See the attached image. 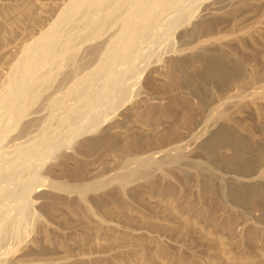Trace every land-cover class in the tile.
I'll list each match as a JSON object with an SVG mask.
<instances>
[{"label": "rangeland", "instance_id": "obj_1", "mask_svg": "<svg viewBox=\"0 0 264 264\" xmlns=\"http://www.w3.org/2000/svg\"><path fill=\"white\" fill-rule=\"evenodd\" d=\"M90 1L0 0V125L11 114H19L21 118L7 131V135L0 134V150H4L0 155L13 152L14 156L8 160L15 161V157L23 153L19 167L25 169L23 159L28 161L34 157L36 161H30L39 163L46 154L47 159L54 146L50 143L61 142L64 132L73 124L70 130L76 129L78 123L85 119L86 123L77 127L91 129L89 124L95 127L99 120L102 121V124L99 121L100 125L107 124L104 132L98 131L58 150L38 170V174L43 176L41 182L46 181L47 186L50 181L67 183L72 187V191L69 190L71 194L52 190L49 186L45 189L48 188L46 185L34 180L31 184H39L35 188L39 197L35 202L29 201L32 202L29 205L34 203L33 207L27 203L24 207L28 208L24 210L22 207L21 210L14 205L21 196L17 191L21 187L18 181L23 177L24 180L20 181L23 184L21 182L29 174L28 177L25 173L13 179L6 173L9 170L3 171L5 174L0 178V224L12 219L16 227L13 226L16 230L12 231L16 240H9L4 247L7 245L8 249L9 244L12 247L22 240L10 253L16 251L8 259V264H264V0H206L189 21L182 24L178 35L172 33L173 26H169L168 20L175 15L177 18L180 16L179 19L186 17L194 0H158L159 17H150V14L148 19L145 18L147 23L138 18L139 22L133 13L120 9L112 17V22L105 24L99 38L82 43L85 47L80 46V50L77 49L78 42L69 43L68 48L78 46L65 51L67 45L59 46L57 42L67 32L79 34L80 29L89 23L93 14L82 12ZM67 2L71 7L66 8ZM22 3L30 5L32 10L23 12ZM59 8H65L67 12H63L61 21L52 26L63 10ZM48 21L53 22L47 26ZM42 30L46 32L41 36ZM39 35L42 37L40 40ZM122 37L127 40L120 39ZM33 40L40 42L37 44L40 46L37 47ZM123 41L126 44H120L124 48L116 60L120 59V62L112 65L123 63V59L127 68L123 70L122 67V72L120 70L110 76V69L115 66L111 65L112 68L103 75L104 80L102 78L103 81L92 87L99 93L92 92L91 88L88 90L92 93L82 91L84 74L98 65L106 46ZM96 44H100L101 49L96 48ZM49 45L64 51L58 47L56 50L59 52L54 51L48 48ZM52 50L54 55L50 53ZM68 52H74V56L71 54L66 58ZM124 54L131 55L132 59ZM51 55L58 58L53 59ZM128 59L136 64L141 61L140 66L131 70L132 61L128 64ZM55 63H58V70ZM143 65L150 72L134 84L132 81ZM44 76L52 81L54 76L57 78L50 83ZM78 76L83 78V82ZM112 76L115 79L111 83ZM42 83L47 88L43 89ZM37 85H42L38 89L40 94L35 91L38 96L34 95ZM97 85L100 88L97 89ZM66 87L74 90L68 89L69 93ZM78 87H81V92ZM253 90L257 92L251 93ZM86 93L91 98L86 97ZM121 93L127 94L123 97L128 96L123 103ZM92 96H95V101ZM60 98L62 101L66 98L64 106ZM83 99L86 107L90 106L87 107L89 110L84 107ZM56 102L61 109L55 105ZM51 104L55 105L52 111ZM125 105L126 115L119 117ZM73 110L80 117L86 112L85 116L91 120L83 118L78 121L79 116H74ZM115 116L122 122L111 125V122L118 121ZM61 117L64 121L60 120ZM50 118L57 120L51 121ZM29 120L31 124L23 130L24 123ZM123 127L127 131H123ZM162 137L168 142L162 147L154 144L153 141ZM147 138L150 146L143 144ZM85 139H90V142ZM123 146H128V150L124 151ZM137 148L146 150L144 154V151L139 152L142 156L147 152L154 153V161L145 168L149 178L145 175V178L139 177L140 171L135 165L138 177L127 184L128 192L122 193L112 177L118 169H126V154ZM3 160L0 157L2 166L7 164ZM119 165L124 166L123 169ZM128 169L133 167L128 166ZM5 176L9 177V182H5L8 181ZM104 182L105 186L99 190L87 188ZM77 187L87 191L86 203H82L76 194ZM29 208L33 210L34 218L28 213ZM2 247L0 250L5 249Z\"/></svg>", "mask_w": 264, "mask_h": 264}, {"label": "bare ground", "instance_id": "obj_2", "mask_svg": "<svg viewBox=\"0 0 264 264\" xmlns=\"http://www.w3.org/2000/svg\"><path fill=\"white\" fill-rule=\"evenodd\" d=\"M70 1H72V0H70ZM74 1V0H73ZM77 1V0H76ZM194 2L195 3H193L192 5H191V8H190V10H189V13H188V15L186 16V17H184V18H182V19H179V18H181L180 16H179V18H177L176 17V15H175V17L174 18H171L170 20H168L169 22H170V25L169 26H173V29H172V33L174 34H176V35H178V33H179V31L183 28L182 27V24L183 23H185V22H187V21H189V19L192 17V15L193 14H195V12L198 10V8H199V6L202 4V3H205L206 2V0H194ZM68 3L69 2H67V4H66V8H68L67 6H70V3H69V5H68ZM157 3H159L158 2V0H91L88 4V6H87V8L85 9V10H83V12L82 13H84V14H88V13H91V15L93 14V17L90 15L89 17H92L91 18V20L90 21H88L89 23H87V24H85L84 26H83V28H81L80 30V32H79V34H74V33H71V32H67L66 30V35L64 36L63 34V36H61V37H63V38H61L60 37V41L59 42H57V43H59V44H57V45H62L63 46V44L65 45H67V44H69L70 43V45H71V43L73 42H78L77 44L79 45H76V46H78V48L76 47V46H74V48L76 47L77 49H81V47L80 46H82L85 42H88V41H90V40H92V39H96L98 36H99V34H100V31L103 29V27L105 26V24L106 23H108V21L110 22H112V20L111 19H113L112 17L115 15V14H117V12L118 11H120V9L122 10V9H125V10H128L127 12H129V13H133L135 16H136V18H137V20L139 21V19H142L143 21H146L147 19H148V16H150V14H152L150 17H152V16H157L158 15V12H157V8H156V5H157ZM176 3V2H175ZM173 5H174V3H172ZM21 10L23 11V12H25V11H30V9H31V6L30 5H28V4H26V3H22L21 5ZM65 6V5H64ZM71 7V6H70ZM60 10L61 9H63V8H59ZM58 9V10H59ZM32 10V9H31ZM123 11V10H122ZM63 12H67V10L65 11V8L63 9V10H61V12L56 16V19H55V21H54V23H53V25L52 26H54V24L55 23H58V22H60L61 21V17L62 16H64L63 15ZM120 13V12H119ZM128 14V13H127ZM55 15V14H54ZM119 15V14H118ZM161 15V14H160ZM174 15H172L171 17H173ZM177 15H179V14H177ZM30 16V15H29ZM88 16V15H87ZM124 16V15H123ZM154 16V17H155ZM147 17V19H145ZM153 17V18H154ZM157 17H159V16H157ZM161 17V16H160ZM61 18V19H60ZM88 18V17H87ZM116 18V17H115ZM136 18H135V20H136ZM139 18V19H138ZM144 18V19H143ZM156 18V17H155ZM154 18V19H155ZM50 19H52V18H50ZM60 19V20H59ZM123 19V18H122ZM157 19H159V18H157ZM53 20V19H52ZM59 20V21H58ZM116 20V19H115ZM152 20V19H151ZM172 20V21H171ZM142 21V22H143ZM149 21V20H148ZM15 22V21H14ZM21 22V21H20ZM53 22V21H52ZM52 22L51 23H49V21H48V23H47V26L48 25H50V24H52ZM135 22V21H134ZM140 22V21H139ZM146 23H147V21H146ZM149 23V22H148ZM113 24H114V21H113ZM136 24H137V22H136ZM58 25V24H57ZM52 26H50V27H52ZM107 26H108V24H107ZM82 27V26H81ZM113 27V26H112ZM48 28V27H47ZM146 28V27H145ZM46 29V28H45ZM45 29H43V30H45ZM113 29V28H112ZM111 29V30H112ZM42 30V32L43 33H41V36L42 35H44V32H46V31H43ZM47 30V29H46ZM64 31V32H65ZM69 31V30H68ZM114 33V32H113ZM105 34V33H104ZM116 35V34H115ZM133 35V34H132ZM40 36V35H39ZM38 36V37H39ZM40 36V37H41ZM126 36V35H125ZM38 37L36 38L37 40H38ZM39 37V40L40 39H42V37L40 38ZM45 37V36H44ZM43 37V38H44ZM127 37V36H126ZM99 38V37H98ZM118 38V37H117ZM125 37H122V38H120V39H124ZM128 38V37H127ZM132 38V37H131ZM52 39V38H51ZM118 40V41H121V40ZM59 40V39H58ZM57 40V41H58ZM117 40V39H116ZM125 40H127L126 38H125ZM34 42H36V40H33ZM31 42V44L32 43H34V42ZM42 42L43 41H41V45H43L42 44ZM53 42V41H52ZM79 42L81 43V45L79 44ZM125 41H123V42H121V43H119V42H116V44L115 45H113V43L110 45H108V46H106L107 47V49L105 48V46H104V48L106 49L105 51H103V53H102V55L100 54V58H102L101 59V61L99 60V62H98V65L97 64H95L96 65V67L94 68V69H90L89 71L90 72H88V70H87V74L85 73L84 74V72H83V74L85 75H83L85 78H84V84H83V90L82 91H84V90H87V91H89L88 89H92V87H94L98 82L100 83V81H103L104 80V78H103V75H105L104 73H106V72H108L109 71V69L110 68H112V66L113 65H115V64H113L112 65V63L113 62H120V59H119V61H116L118 58H119V56H120V53H121V48H124L123 46H121L122 44H126V43H124ZM127 42V41H126ZM129 42V41H128ZM127 42V43H128ZM40 44V42H36V45L37 44ZM75 43V44H76ZM83 43V44H82ZM28 44H30V43H28ZM28 44H27V46H28ZM91 44V43H90ZM103 44V43H102ZM121 44V45H120ZM132 44V43H131ZM130 44V45H131ZM26 45V44H25ZM33 45V44H32ZM50 45H52V44H50ZM49 45V46H50ZM85 45H87V43L85 44ZM99 46H97V44H96V48H100L101 49V47H100V44H98ZM134 45V44H133ZM30 47H31V45H29ZM40 46V45H39ZM38 45H37V47H39ZM61 46V47H62ZM73 46H69V48H73ZM87 46H89V45H87ZM94 46V45H93ZM36 47V46H35ZM46 47V46H45ZM57 47L58 46H52V48L53 49H55L54 51H58V50H56L57 49ZM65 47H67L66 49L64 48V47H62V48H64L65 49V51L67 50V51H70V49L68 48V45L67 46H65ZM85 46L83 45V48H84ZM27 48H29V47H27ZM42 48V47H41ZM43 48H44V46H43ZM47 48V47H46ZM48 48H51V46L50 47H48ZM51 48V49H52ZM61 51H62V49L60 48V47H58ZM95 48V47H94ZM45 49V48H44ZM99 49V50H100ZM130 49V48H129ZM33 50V49H32ZM41 50H43V49H41ZM79 50H78V52H79ZM91 50H92V48H91ZM93 50H95V49H93ZM99 50H98V53H99ZM28 51V50H27ZM46 51V50H45ZM44 51V52H45ZM49 50H47V52H48ZM54 51L52 50L50 53H52L53 52V55H54ZM64 51V50H63ZM62 51V52H63ZM71 51H76V50H72L71 49ZM97 51V50H96ZM95 51V52H96ZM28 52H30V51H28ZM59 52V51H58ZM74 52H73V54H74ZM46 53V52H45ZM50 53L49 54H47V55H50ZM61 53V52H60ZM60 53H57V55L58 54H60ZM64 53H67V52H64ZM69 54H68V57H66V58H69V55H71L72 53H70V52H68ZM94 53V52H93ZM124 53V52H123ZM128 53V52H127ZM130 54H131V52H129ZM138 53H140V52H138ZM142 54L144 53V52H141ZM140 53V54H141ZM147 53V52H146ZM26 54H28L27 52H26ZM34 54V53H33ZM36 54V53H35ZM55 54H56V52H55ZM72 54V56H74ZM97 55V53H94L93 55ZM122 54V53H121ZM46 55V54H45ZM45 55H44V53H43V56L45 57ZM65 55V54H64ZM67 55V54H66ZM76 55V54H75ZM125 55V54H124ZM146 55V54H145ZM144 55V56H145ZM147 55H148V53H147ZM25 56V55H24ZM37 56V55H36ZM52 56V55H51ZM59 56V55H58ZM101 56H103V57H101ZM126 56V55H125ZM124 56V57H125ZM128 56H131V55H128ZM128 56H126V58L128 57ZM138 56V55H137ZM136 56V57H137ZM141 56V55H140ZM143 56V55H142ZM34 57V56H33ZM42 57V56H41ZM55 58L57 57L56 55L54 56ZM65 57V56H64ZM92 57H95V56H92ZM146 57V56H145ZM19 58V57H18ZM50 58V57H49ZM51 58H53V56L51 57ZM50 58V59H51ZM55 58H53V59H55ZM58 58V57H57ZM75 59H76V57H74ZM130 58V57H129ZM139 58V57H138ZM141 58V57H140ZM35 59V58H34ZM33 59V60H34ZM41 60H42V58H40ZM53 59L51 60V61H53ZM60 59V58H59ZM71 59V58H70ZM70 59H68V60H70ZM93 59V58H92ZM131 59H132V56H131ZM131 59H128V64L130 63V60ZM145 59V58H144ZM43 60H44V58H43ZM72 60H73V58H72ZM79 60V59H78ZM127 60V59H126ZM126 60H125V64H126ZM133 60H135L134 58H133ZM133 60H131L132 62L130 63L131 64V70L134 68L135 70H136V68L135 67H138V66H140L139 65V63L141 62H137L138 64H136V62H134ZM140 60V59H139ZM17 61V60H16ZM22 61V60H21ZM35 61V60H34ZM38 62L40 61V60H37ZM49 61V60H48ZM56 61V60H55ZM67 61V60H66ZM71 61V60H70ZM123 63H118L117 65H115V66H113V68L112 69H110V76H111V74H113L114 75V73L116 72L117 73V71H120L121 69H122V67H123V70H124V68H127V67H124V61H123V59L121 60ZM73 62V61H72ZM71 62V63H72ZM77 62V61H76ZM143 62V61H142ZM30 63V62H29ZM35 64L34 65H36V62H34ZM41 63V62H40ZM53 63V62H52ZM51 63V64H52ZM74 63V62H73ZM44 64V63H43ZM49 64V63H48ZM58 64V63H57ZM57 64L55 63V65H56V67H55V69H57ZM143 64V63H142ZM144 64H145V62H144ZM45 65H46V63H45ZM66 65V64H65ZM74 65V64H73ZM112 65V66H111ZM127 65V64H126ZM39 66V65H38ZM43 66V65H42ZM61 66V65H60ZM76 66V65H75ZM94 66V65H93ZM53 65H52V69L51 70H53ZM68 67V66H67ZM70 67V66H69ZM79 67V66H78ZM144 67H146V66H144L143 65V68L142 69H140V67H139V71H137V73H136V79H134L132 82L135 84L136 82H137V80L138 79H141L142 77V79H144V77H146L147 75H148V73L150 72V69L149 70H146L147 68H144ZM34 68V67H33ZM59 68V67H58ZM129 68V67H128ZM24 69V68H23ZM46 69V68H45ZM64 69V68H63ZM72 69H73V67H72ZM133 69V70H134ZM32 70V69H31ZM50 70V69H49ZM49 70H47V71H49ZM58 70V69H57ZM60 70V69H59ZM75 70V69H74ZM114 70V71H113ZM138 70V69H137ZM35 71V70H34ZM42 71V70H41ZM47 71H46V73H47ZM71 71V70H70ZM83 71V70H82ZM93 71V72H92ZM52 72V71H51ZM65 72V71H64ZM81 72V71H80ZM121 72H122V70H121ZM135 72V71H134ZM41 73V72H40ZM43 73V72H42ZM45 73V74H46ZM53 73H57V72H54L53 71ZM78 73V72H77ZM76 73V74H77ZM119 73V72H118ZM52 74V73H51ZM63 74H65V73H63ZM35 75V74H34ZM47 75H48V73H47ZM49 75H50V73H49ZM56 75V74H55ZM75 75V74H74ZM108 74H106V76H107ZM116 75H118V74H116ZM115 75V76H116ZM120 75V74H119ZM62 76V75H61ZM109 76V75H108ZM12 77V76H11ZM48 77V76H47ZM66 77V76H65ZM75 77V76H74ZM82 77V76H81ZM6 78V77H5ZM10 78V77H9ZM38 78V77H37ZM44 78H46L45 76H44ZM44 78H43V80H44ZM55 78H57L56 76H54V80H55ZM77 78V77H76ZM78 78H80L79 76H78ZM103 78V80H101ZM113 78L115 79V77H111V83L114 81L113 80ZM26 79V78H25ZM53 79V78H52ZM81 79V78H80ZM80 79H78V80H80ZM83 79V78H82ZM81 79V80H82ZM107 79H110L109 77L107 78ZM118 79H119V77H118ZM15 80V79H14ZM50 80V79H49ZM49 80H47V78H46V81H49ZM53 80V81H54ZM63 80V79H62ZM75 80H77V79H75ZM80 80V81H81ZM113 80V81H112ZM18 81V80H17ZM16 81V82H17ZM39 81H40V79H39ZM41 81H42V77H41ZM45 81V83H46V86H47V84H48V82H46ZM51 82L50 83H52L53 81L52 80H50ZM64 81V80H63ZM73 81V80H72ZM139 81V80H138ZM25 82V81H24ZM44 82V81H43ZM82 82H83V80H82ZM106 82V81H105ZM104 82V83H105ZM107 82H109V81H107ZM106 82V83H107ZM23 83V82H22ZM36 83V82H35ZM38 83V82H37ZM63 83V82H62ZM103 83V84H104ZM110 83V82H109ZM123 83H125V82H123ZM122 83V84H123ZM41 84V83H40ZM43 84V86H42V88L43 89H45V84L44 83H42ZM73 84H76L75 83V81L73 82ZM114 84V83H113ZM4 85V84H3ZM18 85V84H17ZM23 85V84H22ZM30 85V84H29ZM34 85H36V84H34ZM53 85V84H52ZM60 85V84H59ZM69 85L70 86H72L71 84H70V82H69ZM99 85V84H98ZM98 85H97V89L98 88H100V86L98 87ZM101 85V84H100ZM115 85V84H114ZM124 85V84H123ZM41 86H39V85H37V86H35L36 88H35V90H34V92L36 91V90H38ZM49 86V85H48ZM68 86V85H67ZM79 86V85H78ZM80 86H82V85H80ZM103 86V85H102ZM105 87L107 86V84H105L104 85ZM103 86V87H104ZM109 86H110V84H109ZM109 86H108V88H109ZM13 87V86H12ZM17 87V86H16ZM27 87H28V84H27ZM30 87V86H29ZM73 87H76V86H73ZM104 87V88H105ZM9 88V87H8ZM8 88H5V89H8ZM47 88V87H46ZM81 88V87H80ZM79 87L77 88L78 90L80 89ZM22 89V88H21ZM20 89V90H21ZM33 89H34V86H33ZM49 89V88H48ZM55 89V88H54ZM58 89V88H57ZM63 89V88H62ZM66 89H67V92H69L70 90H74V89H72V88H67L66 87ZM68 89H70V90H68ZM95 89V88H94ZM94 89H92V92H95L94 91ZM101 89H103V88H101ZM116 89V88H115ZM114 89V90H115ZM126 89V88H125ZM125 89H124V91H125ZM2 90V89H1ZM106 90V89H105ZM127 90V89H126ZM7 91V90H6ZM6 91H4V92H6ZM11 91V90H10ZM17 91V90H16ZM30 91V90H29ZM32 91V90H31ZM39 91V90H38ZM51 91V90H50ZM60 91V90H59ZM62 91H64V90H62ZM86 91V92H87ZM37 92V91H36ZM35 92V94L33 93V91L31 92V93H33L34 95H36L37 93ZM76 92H77V90H76ZM79 92H81V90H79ZM78 92V93H79ZM89 92H91V91H89ZM91 92V93H92ZM97 93H99V90H97L96 91ZM95 92V93H96ZM101 93H102V95L104 94L102 91H100ZM128 92V91H127ZM255 92H257V90H253V91H251V93H255ZM20 93V92H19ZM30 93V92H29ZM28 93V94H29ZM39 94L41 93L40 91L38 92ZM69 93H71V92H69ZM75 93V92H74ZM88 93V92H87ZM86 93V94H87ZM101 93L99 94L100 96H101ZM109 93V92H108ZM129 93V92H128ZM4 94V93H3ZM61 95V92H59L58 93V95ZM64 94V93H63ZM67 93H65V95H66ZM82 94H84L83 92H82ZM106 94H107V92H106ZM123 94H125V93H123ZM123 94L121 93V97H120V100L122 101V103H123V101H125L127 98H128V96L126 97L125 95H127V94H125L124 95V97H123ZM34 95H33V98H34ZM50 95V94H49ZM60 95L59 96H56V99H58L59 97H60ZM77 95V94H76ZM96 95V94H95ZM108 95V94H107ZM106 95V96H107ZM22 96V95H21ZM24 96H25V93H24ZM37 96H38V94H37ZM40 96V95H39ZM54 97H55V95H53ZM64 96V95H63ZM67 97H68V95H66ZM65 96V97H66ZM69 96H71V94L69 95ZM72 96H73V93H72ZM78 96H79V94H78ZM77 96V97H78ZM97 96H98V94H97ZM238 96H241V93H238ZM15 97V96H14ZM23 97V96H22ZM50 97V96H49ZM62 97V96H61ZM80 97H82V96H80ZM86 97H88V98H91V97H89L88 96V94L86 95ZM95 96H92V100H94L95 101V99H93ZM99 97V96H98ZM29 98V97H28ZM43 98V97H42ZM74 98H76V97H74ZM109 98V97H108ZM122 98V99H121ZM14 99V98H13ZM13 99H12V101H13ZM53 99V98H52ZM52 99H50V101L52 100ZM64 99V101H65V99L66 98H63ZM86 99V98H85ZM99 99V98H98ZM105 99V98H104ZM8 100V99H7ZM21 100V99H20ZM32 100V99H31ZM43 100H44V98H43ZM59 100V99H58ZM60 100L62 101V98H60ZM68 100V99H67ZM90 100V99H89ZM88 100V101H89ZM96 100H97V98H96ZM100 100V99H99ZM99 100H98V103H99ZM107 99H105L104 101H106ZM2 101V100H1ZM15 101V100H14ZM19 101V100H18ZM22 101H23V99H22ZM38 101V100H37ZM37 101H35L36 103H37ZM52 101H56L55 99H53ZM61 101H58V103L59 102H61ZM64 101H62L63 102V106H64V103L66 102H64ZM84 101V99L82 100V102ZM87 100L85 101V102H88ZM94 101H91L92 102V104H93V102ZM108 101V100H107ZM6 102V101H5ZM81 102V101H80ZM18 103H20V102H18ZM17 103V104H18ZM31 103H32V101H31ZM39 103V102H38ZM51 103V102H50ZM84 103V102H83ZM82 103V104H83ZM95 103V102H94ZM102 103V102H101ZM105 103V102H104ZM108 103V102H107ZM27 104V103H26ZM47 104V103H46ZM52 104H53V102H52ZM51 104V105H52ZM57 104V102L55 103V105ZM106 104V103H105ZM132 104V103H131ZM29 105V104H28ZM55 105H52V107H51V111L53 110L52 108H54L55 107ZM58 105V104H57ZM56 105V106H57ZM77 105H79L78 103H77ZM84 107H86V105L87 104H85L84 103ZM89 105V104H88ZM102 105H103V103H102ZM108 105V104H107ZM14 106V105H13ZM43 106H44V103H43ZM42 106V107H43ZM59 107H60V105H58ZM61 106H62V104H61ZM81 106V105H80ZM79 106V107H80ZM106 106V105H105ZM120 106V105H119ZM126 106V105H125ZM23 107V106H22ZM46 107V106H45ZM58 107V108H59ZM67 106H65L64 108H66ZM77 107V106H76ZM83 107V106H82ZM81 107V108H82ZM87 107H89L90 108V106H87ZM86 107V109L87 110H89V108H87ZM121 107V106H120ZM58 108H55V109H57L58 111H59V109H61L62 107H60L59 109ZM103 108H105V107H103ZM126 108H127V106L126 107H124V108H122V109H124V110H122V113L121 114H119V117H121V116H125L126 115V112L127 111H125L126 110ZM15 109V108H14ZM30 109V108H29ZM48 109V108H47ZM77 109V108H76ZM79 109V108H78ZM24 110V109H23ZM43 110V109H42ZM44 110H45V108H44ZM84 110V109H83ZM128 110V109H127ZM132 110V109H131ZM14 111V110H13ZM15 111H16V109H15ZM25 111V110H24ZM23 111V113H25ZM27 111V110H26ZM29 111V110H28ZM57 111V112H58ZM65 111V110H64ZM79 111H81V109H79ZM84 111H86V110H84ZM54 112V111H53ZM53 112H51L52 114H54ZM56 112V111H55ZM62 112H63V110H62ZM73 112V115L74 116H76V115H78L77 113H76V115L74 114L75 112H74V110L72 111ZM83 112V111H82ZM82 112H80V114L82 113ZM11 113V112H10ZM51 113L49 114V115H51ZM60 113H61V111H60ZM64 113V112H63ZM63 113H61V114H63ZM86 113V112H85ZM85 113L83 114L84 116H85ZM88 114H89V112H87ZM150 113V112H149ZM32 114H34V113H32ZM69 114V113H68ZM7 115V114H6ZM9 115V114H8ZM47 115V114H46ZM57 115H59V114H57ZM55 116L57 119H59L58 118V116ZM66 115L67 114H65V117H66ZM83 115H81V117L83 116ZM91 115V114H90ZM38 117H39V115H37ZM71 116V115H70ZM69 116V117H70ZM79 116V115H78ZM77 117V120L78 121H80L79 119H83V118H89L87 115L85 116V117ZM8 117V116H7ZM25 117V116H24ZM31 117V116H30ZM37 117V118H38ZM46 117V116H45ZM51 117H54V116H51ZM91 117V116H90ZM119 117H117L116 118V116H115V119H118V121L117 120H115V122H111V125H113L114 123H116V122H122L121 120H119ZM6 118V117H5ZM20 118V116H19V114H14V115H12L11 114V116L9 117V118H7L5 121H3L2 122V124L0 125V134L1 135H7L6 133H7V131H9V129H12V126H14L15 127V122H17V121H19L18 119ZM36 118V117H35ZM36 118V119H37ZM40 118V117H39ZM38 118V119H39ZM43 118H44V116H43ZM56 118H54L55 120H57ZM21 119V118H20ZM25 119V118H24ZM32 119V118H31ZM37 119V120H38ZM41 119V118H40ZM39 119V120H40ZM46 119V118H45ZM47 119H48V121H49V117L47 116ZM53 118H52V120H54ZM62 119V117L60 118V120ZM64 119V118H63ZM90 120H91V118H89ZM140 119V118H139ZM35 119H34V117H33V121H34ZM36 120V121H37ZM50 120H51V118H50ZM51 120V121H52ZM66 121H67V118L65 119ZM69 120V119H68ZM74 120V119H73ZM84 120V119H83ZM61 121H64V120H61ZM72 121V120H71ZM71 121H69V122H71ZM86 121V119L84 120V122ZM89 121V120H88ZM100 121V120H99ZM97 122L96 124L97 125H95V127H92L91 126V124H89L90 125V127H91V129L90 128H82V127H77L79 124H81V123H78V125L75 127L76 129H72V130H70L71 129V127L74 125H72L71 127H69V130L67 131V132H69V133H67L66 131L64 132V134L66 135V133H67V136H65V135H63V134H61V135H63V137H61V138H64V139H62V141L60 142L59 140V142H58V144H56L57 143V141H55V142H53V141H51V139L49 140V142L51 141V142H53L54 144H52V143H50V145H54L52 148H51V151H50V154L48 155V157H47V159H46V155L45 156H43V157H45V159H43V160H40L41 162H39V163H34L33 161H36L35 159H37V158H35L34 159V157H32V159H34L33 161H30V159L31 158H29V160L28 161H25V159H23L22 161H24V165L23 166H25V169H23L22 168V166L21 167H19V165H22V164H20V162H21V159H22V157H21V155L23 156L24 154L23 153H21L20 154V156H17V157H15L16 159H14L15 161H11V160H13V159H10V160H8L9 159V157L12 155V156H14L12 153H9V154H7L6 153V151H5V153L6 154H2V155H0V157H1V159L3 158L4 160L3 161H7V164H5V165H0L1 167H0V178H1V176H2V178H3V174H5L3 171H5V170H9L8 172H6L7 173V175L9 176H13V179L15 178V176L17 177H19V175L21 176V174H25V173H27V177H28V174H29V177L27 178V179H25V181H23V182H21V183H23V184H20V181H21V179L22 180H24L23 179V177L21 178L20 177V181H18V179L16 178V180L19 182V185H21V187H20V190L19 189H17V191H19L20 192V195L21 196H19L18 197V200H15V199H17V198H15V196H14V200H15V202L16 203H14V205H17L18 207H21L20 209L22 210V207L24 208V210H26L25 209V207H26V204L28 205V206H32V205H29V203H32V202H35V199L36 198H38L39 197V194L37 195L36 193H37V190H35V188L36 187H38L39 186V184H38V186L36 185V183H34V185L35 186H33L31 183H33L34 182V180H35V182L37 181V182H39V183H43V185H46L47 186V184L45 183L46 181H45V179H43L45 182H41L42 181V178H43V176H41V175H39L38 173L40 172V171H38L40 168H42V166L43 165H45L44 163L45 162H47L48 161V158L50 159V157L51 156H53V154H55V153H57V151L58 150H60L61 148H66V145H68V144H71V143H73V142H76V141H80V139L81 138H85V137H87L88 135L90 136V135H92V134H96V133H98V131L99 132H104V130H106V125L104 124V125H100L99 123L101 122V124H102V121H100V122ZM31 122V120H29L28 122H25L24 123V125H23V130H25V129H28V127H29V125L31 124L30 123ZM35 122V121H34ZM33 122V123H34ZM74 122H76V121H74ZM83 122V123H84ZM90 122V121H89ZM67 123V122H66ZM82 123V124H83ZM86 123V122H85ZM88 123V122H87ZM15 124V125H14ZM19 125V124H18ZM22 125V124H21ZM62 125H64V122H63V124ZM66 125V124H65ZM70 125V124H69ZM109 125H110V122H109ZM116 125V124H115ZM145 125V124H144ZM84 126V125H83ZM85 126H87V124L85 125ZM13 127V128H14ZM31 127H32V125H31ZM74 127V126H73ZM111 127V126H110ZM19 128V127H18ZM67 128V127H66ZM108 128H109V126H108ZM124 128V130L123 131H127V129L125 128V127H123ZM128 128V127H127ZM32 129V128H31ZM64 129V128H63ZM62 129V130H63ZM68 129V128H67ZM20 130V129H19ZM62 130H60L62 133H63V131ZM151 130V129H150ZM25 132H27V131H25ZM29 132H30V129H29ZM61 132H59L58 131V133L60 134ZM57 133V132H56ZM124 133V132H123ZM121 134H122V132H121ZM21 135H23V134H21ZM29 135V134H28ZM58 135V134H57ZM31 136V135H30ZM35 136V135H34ZM65 136V137H64ZM103 136H104V134H103ZM55 137H56V134H55ZM59 137V138H60ZM105 137V136H104ZM159 137V136H158ZM50 138H51V136H50ZM45 139H47V138H45ZM54 138H52V140H53ZM57 139H58V137H57ZM97 139V138H96ZM133 139V138H132ZM54 140H56V138L54 139ZM90 139H85V141L86 142H90L89 141ZM48 142V141H47ZM48 142V143H49ZM149 142H150V140L147 138V139H145L144 140V142H143V144L144 145H146V146H150L151 144H149ZM154 142V144H156L157 146H161V145H164L165 144V142H168V141H165V139L162 137V139L160 138V140H155V141H153ZM2 143V142H1ZM131 143V142H130ZM47 143H45V145H46ZM56 144V145H55ZM49 145V144H48ZM156 145H154V147L156 146ZM5 146V145H4ZM44 146V145H43ZM69 147V146H68ZM124 147V146H123ZM162 147V146H161ZM0 148H2L1 146H0ZM6 148V147H5ZM125 149H124V151L126 150H128V146H125L124 147ZM151 148H152V146H151ZM6 149H8V151H9V148H6ZM85 149V148H84ZM147 149V148H146ZM155 149V148H154ZM2 150V149H1ZM1 150H0V152H1ZM13 150V149H12ZM12 150H10V151H12ZM62 150V149H61ZM60 150V151H61ZM151 150V149H150ZM153 150V149H152ZM175 150V149H174ZM4 150H2V152H3ZM144 151V150H143ZM143 151H139L138 150V148L136 149V151H131V152H129L128 151V153L126 154V156H125V158H124V160L126 161V163L124 164L126 167V169H124V170H120L119 171V169H118V166H116L117 167V174H114L113 175V177H112V181L115 183V185L120 189V190H122L123 192L122 193H124V191H126V192H128L127 190V187H128V183H130V181L132 180H134V178H136V177H138L137 175H136V171L138 170V169H136V167L134 168V166L135 165H138V168H139V171H137V173L139 172V177L140 176H143V175H145L146 176V174H145V168L146 167H148L149 166V163H151V161H154V153L153 152H147L146 153V155H144V156H142L145 152H146V150L143 152ZM160 151V150H159ZM139 152H143V154H141V153H139ZM4 153V152H3ZM153 153V154H152ZM176 153V152H175ZM141 154V155H140ZM157 154V153H156ZM19 155V154H18ZM124 155V154H123ZM16 156V155H15ZM121 156V155H120ZM12 158V157H11ZM14 158V157H13ZM40 159H42L41 157H39ZM38 158V159H39ZM121 158H122V156H121ZM31 159V160H32ZM155 160H156V158H155ZM8 161H11V162H8ZM50 161V160H49ZM120 161H122V160H120L119 159V162ZM124 161V162H125ZM25 162H26V164H25ZM9 163V164H8ZM23 163V162H22ZM159 163V162H158ZM158 163H156V164H158ZM160 165V164H159ZM119 166H122V165H119ZM128 166H131V167H133V169H136V170H134L133 171V169L132 170H130V169H128ZM115 167V168H116ZM123 167L124 166H122V169H123ZM120 168V167H119ZM149 168V167H148ZM115 170V171H116ZM114 171V170H113ZM119 171V172H118ZM112 173V172H111ZM41 174V173H40ZM6 177V176H5ZM4 177V179L5 180H7L8 179V181H5V182H9L10 181V179H9V177H6L5 178ZM108 177V176H107ZM110 177V176H109ZM146 177H148V175L146 176ZM38 178V179H37ZM131 178H133V179H131ZM143 178H145L144 176H143ZM149 178V177H148ZM12 179V180H13ZM15 180V181H16ZM1 181H2V179H1ZM3 181V182H4ZM137 181V180H136ZM49 182V181H48ZM96 182V181H95ZM107 182V181H106ZM106 182H104V183H101V184H99V185H94V186H90L89 185V187H87V188H89L90 190H92V191H96V190H99V189H101V188H103V186H105V183ZM16 183V182H15ZM45 183V184H44ZM132 183V182H131ZM7 184V183H6ZM66 184V185H65ZM65 184H63V183H60V182H58V183H56V182H51L50 181V183L48 184V186L50 187V189H52V190H55V191H60V190H63L64 192H67L68 194L70 193L69 192V190H71L72 191V187L70 186H67V183H65ZM92 184H94V183H92ZM109 184V183H108ZM132 184H134V183H132ZM11 185V184H10ZM14 185V184H13ZM2 186H3V184H2ZM47 186V187H48ZM74 186V185H73ZM87 186V185H86ZM14 187V186H13ZM49 187L48 188H45V189H49ZM75 187L76 186H74V189H75ZM6 188V187H5ZM10 188H11V186H10ZM83 188V187H82ZM3 189H4V187H3ZM2 188H1V191L3 190ZM77 192H76V194L78 193V196H79V199L82 201V203H86V201H87V198H88V195L85 193V192H87L86 190H84V189H79L78 187H77ZM109 189V188H108ZM11 190H13V189H11ZM11 190H9V191H11ZM76 190V189H75ZM5 191V190H4ZM7 191V190H6ZM39 191V190H38ZM50 191V190H49ZM63 191H60V192H62L63 193ZM3 192V191H2ZM1 192V193H2ZM74 192V191H73ZM139 192V191H138ZM4 193V192H3ZM17 193V192H16ZM67 193H64V194H67ZM40 194H42V193H40ZM71 194V193H70ZM108 194V193H107ZM19 195V194H18ZM17 195V196H18ZM13 200V201H14ZM32 201V202H29V201ZM5 203V202H4ZM4 203L2 204L3 206H4ZM6 203H7V201H6ZM6 205H8V204H6ZM12 205V204H11ZM11 205H9V207H12ZM13 205V206H14ZM3 206H1V207H3ZM25 206V207H24ZM87 206V205H86ZM14 207H16V206H14ZM33 207V206H32ZM31 208V207H30ZM30 208L28 209L29 211H28V213L30 214V216H31V218H32V216L34 215L35 216V214H33V210H30ZM88 208H89V206H88ZM32 209V208H31ZM34 209V208H33ZM20 212V211H19ZM18 213V212H17ZM20 214V213H19ZM27 214V213H26ZM34 216H33V218H34ZM17 219H18V217H17ZM30 219V218H29ZM36 219V218H35ZM33 221V220H32ZM13 226H14V222H13V220L11 219V220H9V221H7V222H5L4 224H0V246L2 247H4V245L5 244H8V242H9V240H14L15 238H13V229H15V228H13ZM19 229V228H18ZM16 230V229H15ZM15 232V231H14ZM19 232V231H18ZM22 232V231H21ZM20 234V233H19ZM22 234V233H21ZM17 235H18V233H17ZM16 236V235H15ZM19 236V235H18ZM20 237V236H19ZM26 237V236H25ZM23 239V238H22ZM16 240V239H15ZM20 240V239H19ZM18 241V240H17ZM11 242V241H10ZM14 243V242H13ZM22 243V240H20L17 244H16V242H15V244H16V246H13V245H15V244H13L12 245V247H10L11 246V244H9L10 246H9V248L8 249H6V246L4 247L5 249L4 250H0V264H8L9 263V261H8V259L11 257V255H13V254H10V253H12L13 251H14V249L15 248H17L18 246H19V244H21ZM3 247H2V249H3ZM246 261V260H245Z\"/></svg>", "mask_w": 264, "mask_h": 264}]
</instances>
